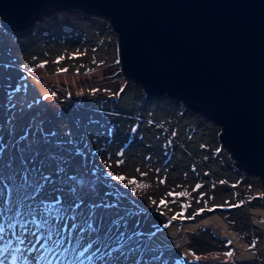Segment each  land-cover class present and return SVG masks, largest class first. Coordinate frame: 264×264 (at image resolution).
<instances>
[{"label": "rangeland", "instance_id": "rangeland-1", "mask_svg": "<svg viewBox=\"0 0 264 264\" xmlns=\"http://www.w3.org/2000/svg\"><path fill=\"white\" fill-rule=\"evenodd\" d=\"M77 51L83 55L68 59ZM115 53V32L107 21L73 10L52 9L19 32L0 26V127L6 128L7 118L19 113V101H38L34 107L45 120V128L57 133V139L71 138L79 145L75 164L99 169L104 181L101 190L109 192L108 199L120 198L122 206L138 212L140 230L156 233L153 244L160 249L155 253L146 255L137 250L135 255L141 257L138 262L129 254L130 259L121 256L114 264H164V257L151 259L162 250L168 253L166 259L171 258L167 264H264V204L257 176L233 166L227 149L219 145L216 122L190 112L178 101L164 95L148 96L138 84L125 82ZM58 56L65 59L57 65L53 61ZM44 61L43 68L37 67ZM57 68L68 71L57 74ZM92 89L98 91L93 93ZM10 103H17V108H10ZM33 112L26 110L19 124L27 125ZM133 127L136 132L131 131ZM68 132L71 137L65 135ZM120 152L123 155H117ZM117 160L124 163L117 165ZM105 172L123 175L125 180L104 179ZM142 172L147 175L141 176ZM132 179L137 185L125 187ZM161 179L165 183H159ZM198 183L202 187L193 191ZM132 187H136L135 193ZM169 191L189 195L173 198L167 196ZM4 195L0 182V209ZM160 199L168 202L167 207L156 206ZM181 203L190 205L184 209L185 217L200 208L212 207L213 211L201 212L193 219L171 220L181 211ZM3 216L0 210V225ZM165 223L168 228L163 227ZM66 233L63 243L48 242L53 251L40 264H112L107 256L102 261L97 259L109 250L104 248L92 261L86 259L98 245L79 255L84 243L77 245L75 237L70 242ZM46 238L45 233L41 243ZM32 239L35 242V237ZM43 251L31 255L25 251L23 255L36 264L35 257ZM226 251H232L233 256L226 257ZM193 254L200 259H194ZM0 264H6L3 258Z\"/></svg>", "mask_w": 264, "mask_h": 264}, {"label": "water", "instance_id": "water-1", "mask_svg": "<svg viewBox=\"0 0 264 264\" xmlns=\"http://www.w3.org/2000/svg\"><path fill=\"white\" fill-rule=\"evenodd\" d=\"M59 8L107 21L125 82L216 122L264 204V0H0V26L23 31Z\"/></svg>", "mask_w": 264, "mask_h": 264}, {"label": "snow or ice", "instance_id": "snow-or-ice-1", "mask_svg": "<svg viewBox=\"0 0 264 264\" xmlns=\"http://www.w3.org/2000/svg\"><path fill=\"white\" fill-rule=\"evenodd\" d=\"M81 55L83 53L77 51L68 59H76ZM64 59V56H58L53 63L58 65ZM115 62L118 64L119 60ZM46 63L47 61H44L37 67L43 68ZM67 71V68H57V74ZM16 91L18 92L19 89L17 88ZM91 91L95 93L98 89ZM50 95L55 97L56 93L52 92ZM115 95L118 96L119 92ZM8 99L11 101L12 97L8 96ZM43 99L47 100L48 96H44ZM36 103H38L36 100L19 101V113H14L7 118L6 128L0 127V173H2L0 182H3L5 190L3 206L0 209L4 214V223L0 225V239L3 240L0 244V258H3L6 264L10 262L11 264H31L28 256L23 255V252L26 251L31 255L34 251L43 249L44 251L35 257L36 264H40L46 254L53 251L52 247L48 246V242L52 241V245L63 243L65 230L70 242L71 238L75 237L77 245L84 243L83 251L79 255L98 245L95 252L86 258L88 261H92L93 256L100 252L101 248L109 250L97 259L102 261L104 256H107L112 264L121 256L125 260L130 259L129 254H132L138 262L141 257L135 255L137 250L148 255L160 249L159 245L153 244L155 232L145 233L137 227L138 212L132 207L122 206V201L119 199L114 201L108 199L109 192L101 190L103 180L100 170L89 168L86 164H75L77 156L74 153H79L80 147L74 139H57V133L45 128L46 122L39 114H33L27 125L19 124L25 111L31 110ZM9 107L16 109L17 103H10ZM131 131L136 132L137 129L133 127ZM65 135L71 137L72 133L68 132ZM172 135L175 136L176 133L173 132ZM117 155H123V153L120 152ZM116 163L120 165L124 161L117 160ZM137 171L139 172V169ZM155 171L159 172L160 169ZM140 175L146 176L147 173L142 172ZM109 176L112 181L125 180L123 175L103 173L104 179ZM159 183L163 184L165 180L161 179ZM129 185H137V181L129 180L125 187ZM138 186L148 187L147 184ZM112 187L115 188V185ZM201 187L198 183L192 190L196 191ZM131 191L135 193L136 187H132ZM188 195L189 193L184 191L167 193L168 197L173 198ZM200 195L203 197L204 193ZM196 202L199 203V199ZM153 203L156 202L153 201ZM167 203L165 199H160L156 206L167 207ZM225 204L228 202L225 201ZM228 206L240 207V204ZM188 207H190L189 204L181 203V211L172 215L170 219H193L201 212L213 211L212 207L200 208L193 216L185 217L184 209ZM143 211L140 210V212ZM163 227L168 228L169 224L165 223ZM41 229L45 231L41 232ZM45 233L47 238L41 243ZM54 236L58 238L53 239ZM134 241L143 243H134ZM228 243L231 244V241L229 240ZM111 245L115 247H110ZM224 255L231 257L233 252L226 251ZM161 257H164V264L171 260L170 257L166 259L168 253L164 250L160 251L159 255H151L154 261H160ZM193 258L200 259L194 254Z\"/></svg>", "mask_w": 264, "mask_h": 264}, {"label": "trees", "instance_id": "trees-1", "mask_svg": "<svg viewBox=\"0 0 264 264\" xmlns=\"http://www.w3.org/2000/svg\"><path fill=\"white\" fill-rule=\"evenodd\" d=\"M51 10H52V9H51ZM49 11H50V10H49ZM22 89H23V88H22ZM19 94H20V93H19ZM31 97H32V96H31ZM34 97H35V96H34ZM32 111H34V112H33V114H38V112H39V109H38V108H35V107H33V108H32ZM22 119H24V116H23V118H22ZM0 175H2V173H0ZM103 182H104V181H103ZM118 199L120 200V198H118ZM114 200H116V198H114V199H113V201H114Z\"/></svg>", "mask_w": 264, "mask_h": 264}, {"label": "crops", "instance_id": "crops-1", "mask_svg": "<svg viewBox=\"0 0 264 264\" xmlns=\"http://www.w3.org/2000/svg\"><path fill=\"white\" fill-rule=\"evenodd\" d=\"M32 97H33V96H32ZM32 97H31V98H32Z\"/></svg>", "mask_w": 264, "mask_h": 264}]
</instances>
